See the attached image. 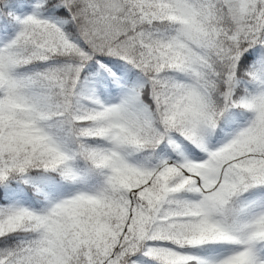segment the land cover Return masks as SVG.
<instances>
[{
    "label": "snow or ice",
    "instance_id": "snow-or-ice-1",
    "mask_svg": "<svg viewBox=\"0 0 264 264\" xmlns=\"http://www.w3.org/2000/svg\"><path fill=\"white\" fill-rule=\"evenodd\" d=\"M0 264H264V0H0Z\"/></svg>",
    "mask_w": 264,
    "mask_h": 264
}]
</instances>
